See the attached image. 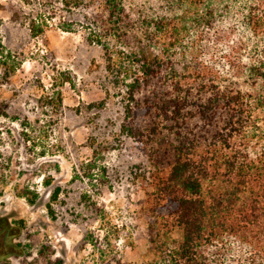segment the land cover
Listing matches in <instances>:
<instances>
[{"label":"trees","instance_id":"obj_1","mask_svg":"<svg viewBox=\"0 0 264 264\" xmlns=\"http://www.w3.org/2000/svg\"><path fill=\"white\" fill-rule=\"evenodd\" d=\"M104 7L91 41L141 158L145 264H264V0Z\"/></svg>","mask_w":264,"mask_h":264},{"label":"rangeland","instance_id":"obj_2","mask_svg":"<svg viewBox=\"0 0 264 264\" xmlns=\"http://www.w3.org/2000/svg\"><path fill=\"white\" fill-rule=\"evenodd\" d=\"M104 12V0H0V264L148 260L141 158L91 41Z\"/></svg>","mask_w":264,"mask_h":264}]
</instances>
